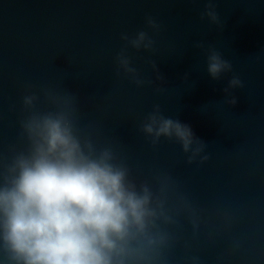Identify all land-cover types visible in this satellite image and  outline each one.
Wrapping results in <instances>:
<instances>
[{
	"label": "water",
	"instance_id": "water-1",
	"mask_svg": "<svg viewBox=\"0 0 264 264\" xmlns=\"http://www.w3.org/2000/svg\"><path fill=\"white\" fill-rule=\"evenodd\" d=\"M206 3L0 0V154L22 146L18 120L29 87L69 91L77 96L80 127L91 126L98 143L112 145L137 179L167 173L199 209L198 233L181 220L170 264H189L191 256L202 264H264V0H214L222 30L201 20ZM149 15L161 25L155 53L129 54L163 92L116 75L121 34L145 29ZM209 46L233 66L219 81L206 72ZM233 74L243 87L232 90L236 104L229 105L223 89ZM156 104L204 141L206 162L188 164L180 146L166 140L150 144L139 126Z\"/></svg>",
	"mask_w": 264,
	"mask_h": 264
},
{
	"label": "clouds",
	"instance_id": "clouds-1",
	"mask_svg": "<svg viewBox=\"0 0 264 264\" xmlns=\"http://www.w3.org/2000/svg\"><path fill=\"white\" fill-rule=\"evenodd\" d=\"M200 18L223 28L214 0H207ZM160 31L149 15L145 29L121 34L123 47L114 58L117 77L123 75L137 88L164 91L141 75L129 54L130 49L155 53ZM194 47L204 49L200 42ZM204 55L211 80L233 72L215 48L209 46ZM148 63L163 82L156 62ZM242 87L233 74L223 89L227 104H236L232 90ZM21 104L22 146L10 145L0 154V264H170L181 220L199 232V209L169 174L137 179L112 145L98 143L91 126L80 127L75 94L29 87ZM139 131L153 147L161 140L179 145L188 164L209 159L207 145L191 126L164 115L158 104L144 116ZM189 264L202 262L191 256Z\"/></svg>",
	"mask_w": 264,
	"mask_h": 264
}]
</instances>
